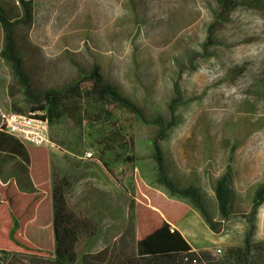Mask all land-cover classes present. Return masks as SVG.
Listing matches in <instances>:
<instances>
[{
  "label": "rangeland",
  "instance_id": "rangeland-1",
  "mask_svg": "<svg viewBox=\"0 0 264 264\" xmlns=\"http://www.w3.org/2000/svg\"><path fill=\"white\" fill-rule=\"evenodd\" d=\"M25 1L32 3L33 20L29 27L17 29L16 38L33 88L59 89L78 76L77 67L87 71L98 65L104 82L147 117L173 119L175 125L161 143L167 170L178 186L201 190L220 231L212 232L188 206L181 217L179 203L143 179L153 128L136 126L135 150L143 159L111 176L95 155L86 158L94 151L77 146L76 130L67 121L50 128L56 148L43 153V148L27 145L33 160L27 166L29 175L46 195L39 206L41 225L28 226L27 240L53 246L52 177L60 174L71 181L67 195L71 209L99 225L96 238L77 247L80 255L133 250L136 222L131 200L141 211L157 207L188 234L195 250L210 251L217 260L228 249H240L250 227L251 198L264 184V0H233L235 9L211 36L209 46L214 0ZM4 5L21 14L18 0H4ZM3 37L0 27V52ZM176 84L183 99L172 113L169 105L176 98ZM20 99L11 71L0 58V108L10 112L11 103ZM2 159L6 163L0 180H13L29 194L19 160L5 154ZM228 168L233 217L222 222L213 184ZM130 176L135 183L133 198L121 190ZM252 239L264 242V205L255 217Z\"/></svg>",
  "mask_w": 264,
  "mask_h": 264
},
{
  "label": "trees",
  "instance_id": "trees-1",
  "mask_svg": "<svg viewBox=\"0 0 264 264\" xmlns=\"http://www.w3.org/2000/svg\"><path fill=\"white\" fill-rule=\"evenodd\" d=\"M18 1L21 14L9 12L4 0H0V27L4 36L0 58L9 67L13 82L21 94L19 101L11 103L10 113H41L42 118L48 120L50 128H59L64 122L71 121L76 130L74 139L77 146L85 145L86 149H92L93 157L96 156L104 171L111 176L143 159L135 150L136 126L153 128L155 132L149 139L148 164L141 169L143 179L151 188L164 193L167 199L178 202L176 206L182 209L181 217L188 212V206L212 232L218 234L220 231L207 208L209 200L206 196L193 185L178 186L167 170L161 143L175 125L173 119L167 122L160 115L147 117L142 108L104 82L98 65H93L87 71L77 67L78 76L59 89L36 91L33 88L23 68L16 38L18 28L31 25L33 6L28 1ZM214 2L213 23L207 30V46L212 44L211 36L227 22L236 7L233 0ZM174 92L176 98L169 105L172 113L183 99L177 84ZM42 151L44 153L45 149ZM4 154L19 160L20 170L29 184V194L18 190L13 180H0V264H264V242H254L252 239L255 217L264 205V184L255 190L251 198V221L243 238V246L228 249L221 260H217L210 251L194 250L185 237L174 229L175 221L162 211L159 213L157 207L156 210L141 211L138 206L134 208V200H131L133 220L136 222V230L133 227V250L117 255L105 252L80 255L77 247L84 240L96 238L99 225L75 213L69 206V178L60 174L52 177L54 244L49 248L40 247L26 238V230L35 221L38 208L46 197L30 179L27 166L31 164V156L27 144L0 131V175L6 163L2 159ZM42 163L44 160L36 164ZM231 177V169L228 168L226 174L213 184L214 201L222 222H228L233 217ZM126 182L127 186L121 190L133 198V176L127 178Z\"/></svg>",
  "mask_w": 264,
  "mask_h": 264
},
{
  "label": "built area",
  "instance_id": "built-area-1",
  "mask_svg": "<svg viewBox=\"0 0 264 264\" xmlns=\"http://www.w3.org/2000/svg\"><path fill=\"white\" fill-rule=\"evenodd\" d=\"M41 121L47 119H31L22 114L10 113L0 108V131L13 136L21 143L43 149L56 148L50 136V130L41 129ZM93 157L92 152L86 153V158ZM220 253V250L218 251Z\"/></svg>",
  "mask_w": 264,
  "mask_h": 264
},
{
  "label": "crops",
  "instance_id": "crops-1",
  "mask_svg": "<svg viewBox=\"0 0 264 264\" xmlns=\"http://www.w3.org/2000/svg\"><path fill=\"white\" fill-rule=\"evenodd\" d=\"M31 161L33 162V160L31 159ZM30 179H31V181H32V183H33V185H34V187L38 190L39 188H38V185L36 184V181L34 180V178H33V174H30ZM15 183V182H14ZM17 186V185H16ZM17 188H18V186H17ZM18 190H20L19 188H18ZM70 206V205H69ZM39 209L40 208H38V211H37V215H36V219H35V221L31 224L32 226H34V228H36L37 227V225L38 226H40L41 225V223H40V216H39ZM174 227V229H176V230H178L184 237H185V239L186 240H188L189 241V239H188V234L186 233L185 234V232L181 229V227L179 226V225H174L173 226ZM191 245V244H190ZM192 246V245H191ZM194 249V248H193ZM195 250V249H194Z\"/></svg>",
  "mask_w": 264,
  "mask_h": 264
},
{
  "label": "bare ground",
  "instance_id": "bare-ground-1",
  "mask_svg": "<svg viewBox=\"0 0 264 264\" xmlns=\"http://www.w3.org/2000/svg\"><path fill=\"white\" fill-rule=\"evenodd\" d=\"M25 117H31V119H41V113H30V114H22ZM41 129L42 130H50L48 121H41Z\"/></svg>",
  "mask_w": 264,
  "mask_h": 264
}]
</instances>
